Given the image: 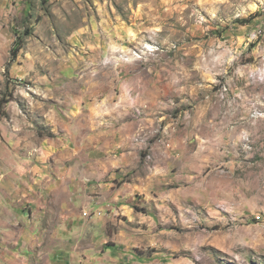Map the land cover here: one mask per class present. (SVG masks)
<instances>
[{
	"label": "rangeland",
	"instance_id": "rangeland-1",
	"mask_svg": "<svg viewBox=\"0 0 264 264\" xmlns=\"http://www.w3.org/2000/svg\"><path fill=\"white\" fill-rule=\"evenodd\" d=\"M2 3L1 105L47 150L0 264H264V0ZM113 127L123 165L96 185L118 213L86 218L73 175L110 164Z\"/></svg>",
	"mask_w": 264,
	"mask_h": 264
},
{
	"label": "crops",
	"instance_id": "crops-1",
	"mask_svg": "<svg viewBox=\"0 0 264 264\" xmlns=\"http://www.w3.org/2000/svg\"><path fill=\"white\" fill-rule=\"evenodd\" d=\"M3 6H7L10 0H2ZM7 24L0 27V98L4 89L2 76L3 67L9 59L10 49L15 39V34L10 31ZM13 69V75L16 74ZM36 108H34L35 111ZM52 110V109H51ZM53 111V110H52ZM36 112V111H35ZM48 116V115H47ZM111 131L108 151L113 155L110 164L104 163L100 154L101 148L91 149L88 156L94 155V162L91 160L76 169L73 175L72 184L77 200L83 209L91 213V216L99 210L104 214L118 213L116 205L105 204L106 195L96 185L102 180V169H109L123 165L119 154V148L127 142L128 135L122 133L121 129L113 127ZM121 132V134H120ZM119 133V134H118ZM103 140V139H102ZM101 140V141H102ZM39 150L42 155L39 156ZM47 150L46 145H40L38 141L37 123L34 112L25 111L21 108L15 96L14 100L6 102L0 107V231L11 230V224L19 225L26 220V212L21 209L22 205L29 204V207L37 206V197L31 190L22 191V179L32 189V169H36L38 158H42ZM91 152V153H90ZM104 165V166H103ZM29 168L30 176L23 174ZM28 170V171H29ZM36 181V180H34ZM26 185V186H27ZM25 186V184H24ZM111 211V213H109ZM88 216L86 218H89ZM94 215L93 217H95ZM28 217V215H27ZM92 217V218H93ZM81 218V215H80ZM3 242L7 239H2Z\"/></svg>",
	"mask_w": 264,
	"mask_h": 264
},
{
	"label": "trees",
	"instance_id": "trees-1",
	"mask_svg": "<svg viewBox=\"0 0 264 264\" xmlns=\"http://www.w3.org/2000/svg\"><path fill=\"white\" fill-rule=\"evenodd\" d=\"M20 49V43L18 44V42L15 43V46L13 47V49L11 50V55H12V58L15 57V55L17 54L18 50ZM6 99L3 97L0 99V105L5 102Z\"/></svg>",
	"mask_w": 264,
	"mask_h": 264
},
{
	"label": "built area",
	"instance_id": "built-area-1",
	"mask_svg": "<svg viewBox=\"0 0 264 264\" xmlns=\"http://www.w3.org/2000/svg\"><path fill=\"white\" fill-rule=\"evenodd\" d=\"M84 213H85V216H91V213L88 211H85Z\"/></svg>",
	"mask_w": 264,
	"mask_h": 264
}]
</instances>
